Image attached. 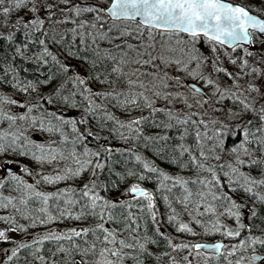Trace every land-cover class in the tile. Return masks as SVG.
Returning a JSON list of instances; mask_svg holds the SVG:
<instances>
[{
  "label": "snow or ice",
  "instance_id": "obj_1",
  "mask_svg": "<svg viewBox=\"0 0 264 264\" xmlns=\"http://www.w3.org/2000/svg\"><path fill=\"white\" fill-rule=\"evenodd\" d=\"M60 4L68 6L72 4V7L69 9L76 18L80 17L82 14H94L93 21L91 23L80 21L79 29H84L86 27H90L96 30V34L91 36L92 43L95 44L97 39L100 41H107L108 43H114L116 40H121L123 43H115V48L120 50L122 48H127L130 51L136 52L137 59L131 61L140 67L144 66H152L154 69H158V71L154 72H141L140 75H151L154 80L159 79L163 84L164 88H167L168 80H174L176 84H180V80L177 77H169L166 69L169 66L175 65L178 70L183 71L188 76L192 77L194 80L203 81L205 86L211 89V96L208 99H213L218 97L215 100V104H220L221 101L231 100L233 105L240 108V112H233L231 108L224 109L213 107V111H226L229 119L233 116H242L244 113L251 112L255 121L247 120L243 121L241 124H236L229 126L226 123H222L219 120L213 119L211 123L213 125H219L220 130L215 131L212 136L207 134L205 131L203 134L200 131L196 132V140H197V149L199 151V158L195 155H192L191 152L187 148H183L181 155L185 152L189 155V163L194 166L198 170H202L210 175L209 178L200 179L199 176L196 180H186L181 177L173 178L172 176L160 171L157 167L150 165L147 162L142 161V158L137 155L135 157L136 161L142 163L143 168L152 174H156L157 178L160 182V188L164 191L171 192L172 188L179 186L183 189L185 193L181 198V203L184 204L185 209H187L188 203L192 202L193 196H199L203 199L206 195L205 192L200 191L199 189L193 193L189 188L188 184L191 183L193 185H200L203 188L208 189L207 195H211L213 200H222L227 201L229 204L228 207V216L229 218H234L237 227L235 229H229L223 233L226 237H239L241 235L242 230L246 228V224L241 222L243 210L248 208V205L245 203H238L231 199L227 194L217 195L216 191L213 189H219L221 187V178L217 175V170L223 172V177L227 178L228 184L231 185L233 183H239L240 180L243 183H240V188L243 189L245 193H252L253 196L260 202L261 205H264V194L259 192H253V186L260 187L264 186V158L261 159H251L248 165L249 169L253 166L259 171L260 177H252L250 174H245L239 171V167L245 164V161L241 159V155L246 157L252 156V151L249 145L255 142L258 145L260 151H264V70H260L257 68L251 69V75L256 77V79L247 82V87L244 89L245 92H248L252 95L251 100L248 99L247 96H244L243 93L238 90L241 88V85L237 83L238 80L242 78V76L236 71H228L225 67L221 66L222 62H219V50L227 45L232 51H235L237 48H241L244 44H252L253 38L257 33L264 34V19L257 18L256 15H250L249 11H246L245 7L242 6H234L231 3H224L223 0H105V2H101V0H96L95 4H89L81 7L79 4L73 3V0H59V3L52 4L48 3L47 0H0V16L4 18V27H8L11 22V17L15 13L17 16V20L13 25L16 27V30L19 31L20 28L24 29V36L26 39L31 40L33 32L29 31L31 27L34 32H40L45 23L47 21H51L52 18L57 14V11L63 13L65 11L64 8L60 7ZM41 10L47 12V16L42 18L40 16ZM21 12H26L30 14L31 18L28 19L25 16H20ZM111 21V24L108 21ZM58 23H76V19H72L71 21L68 19L57 21ZM136 23L137 29H143L148 32L149 39H153V30H158V34L164 35L165 33L169 35L180 36L181 34H187L189 37L188 44L191 46L187 52V60L181 59H171L164 54V51L156 52L155 43L151 44H139L137 47H133L131 43H128L127 38L132 36V32L128 30V28H121V24H129ZM107 26V31H103L104 27ZM251 30V31H250ZM117 32V36H112L111 33ZM73 33V37L77 34L80 36V43L85 44L84 32H79L77 28L71 29ZM14 33L9 34L7 37H3L8 41H12L14 38ZM45 36L48 35L47 32L44 33ZM139 38H143L144 31H139L137 33ZM207 40L211 45V52L214 54L211 57H206L203 53L196 48V44L200 40ZM40 45H45V40L41 39L38 41ZM27 47V45H25ZM163 48V45L161 46ZM139 49H142L140 51ZM97 58L113 62H118L119 65H124L128 63L125 57L128 53L121 52L119 60L116 55L111 54L110 50L104 52V55L101 56V50L97 47L93 49ZM171 51V49H168ZM245 55L247 57H251L254 55L253 52L249 51L247 48H244ZM17 53H20V49L17 48ZM155 53V55L153 54ZM72 54L71 52L69 53ZM45 55H51L52 60L56 61L57 57L52 55L47 47L44 48V52L42 53L41 58ZM225 55H227L225 53ZM261 59L264 60V55L261 56ZM95 61H93V66H95ZM195 63V68H190V65ZM230 63L235 66L239 72H242L243 75H249L247 72H243L245 68L248 67V60L244 59L241 63L238 64L236 59H230ZM60 67L64 72H68L69 68L65 65L61 64ZM139 71V69H137ZM117 74V77L126 76L130 77L131 75H135V73H124L120 66H113L111 68V72ZM51 79V78H50ZM98 79V77H97ZM75 80L79 81V83L83 84L85 81L81 79L79 76L75 77ZM259 81V82H257ZM112 81H101V83ZM125 84L131 89L135 85V81L131 78H128L125 81ZM31 83H29V87H31ZM140 88H146V85L143 83L139 84ZM156 85L153 84L152 88H155ZM152 88H147L146 90L152 91ZM27 89H25L26 91ZM85 91H90L89 89H85ZM189 91L192 92L196 96H200L201 101H196L200 107H203L205 104H208V99H203L204 96H207V92H202L200 88L195 86L189 87ZM56 95H59V91L57 90ZM73 95H76L73 93ZM92 95L99 96L100 93H92ZM107 95H111L110 93ZM121 94H117L115 99H117V103L124 107L126 105L132 104L136 107H139L137 103L138 98H143L145 106L150 109L152 112H160L163 109H157L154 107V102L150 99V97L146 96L144 92L139 93H130L129 95H125L123 100L119 99ZM153 95L156 97H161L162 93L160 91H154ZM171 94H165L163 98L165 100L169 99ZM64 101L67 103L68 98L64 97ZM84 99H88L87 96ZM0 102L9 104V105H18L20 108L27 107V113H31L33 111V107H39V102H37L33 107H29L27 102L18 103V101L8 98H0ZM48 103H52V100L49 99ZM259 104V107L257 105ZM185 105L188 108H192V104H188L187 100H185ZM71 106H75L74 104ZM99 107L98 105H94V103L89 100V107L85 109L86 112H93L95 109ZM169 120H175L179 125H187L191 122L192 125L196 126L197 124L203 125V127L207 130L208 125L204 120H195L192 119L193 116L197 115L196 113H192L191 116L180 119L177 116H174L171 111L166 113ZM50 117L51 119H55L59 122L60 125H72V131L77 133L75 140L73 141V148L69 155L74 160V163L77 165L75 169L68 168L64 171L63 174H58L55 176L51 175H41V180L47 184H55L60 181H67L69 179H75L81 176L82 173L91 172L93 179L89 180L88 183H85L83 187L79 190L65 189L63 191H59L57 193H45L42 191H37L36 187L32 184H27L21 180V177L15 175L11 171L7 173V177L15 181L17 183V188L19 189L21 186L26 190L29 195L25 199H21L20 203L23 205H27L28 201L35 197L40 201L43 205L38 209L40 213H43L46 218H38L40 219L41 225H46L51 223L59 218H63L67 216L68 218L74 219L76 221H82L88 217L94 218L97 222L90 227H82V228H72L70 229V234H58L56 232H49L47 235L43 236L40 239L34 240L33 244L42 245L45 240L56 241L58 244L60 241H69L73 242L75 237H88L91 235L94 237L93 241H89L87 239L84 240L85 246L76 245L73 243V248L77 251V253L81 256L80 264H125V259L127 257V253L124 251L125 249H131L134 247H138L139 250L143 253H147L151 255V253L147 252L146 243H156L155 240H150L146 238L145 243H141L140 240L133 236L132 239L135 240V244L129 243L126 239L121 238L123 232L134 233L140 225L137 223V219L131 211H128L125 215L121 212V216L118 217L115 214V210L117 209H131L132 203L127 199H122V197L127 195H132L134 198L136 196L142 197L147 203L146 208L151 213V219L153 222H156L155 216V204H154V196L151 192L146 191L144 188H141L138 184H133L125 193H121L120 196L116 197L115 201L112 198H106L105 196L100 195L98 189H102L104 191H110L104 182H101L97 175V170H104L106 165L104 163L99 162L101 158H105L111 160L113 155V149L108 147L106 144H98L96 150H92L91 148L84 146V151L82 153L84 159H80L78 154L75 151V145L77 143L83 144L88 137H92L93 139L99 140L104 139L107 140V137H97L90 128L85 129L84 131H80L77 129V122L74 120H66L63 116H58L55 112H48L46 114H42L39 118V125L41 130H46L48 132L59 131L58 126H53L51 124V119L48 120V126L45 128V118ZM105 118L110 121H115L116 124L119 125V128H129L131 131L136 132L138 135L140 130L138 127H133L141 124L142 120H146V117L141 116L140 118H133L127 124L123 123L116 119L110 113L105 114ZM31 120L32 124L37 123L36 117H31L28 114L24 115H16V114H8L7 112L0 110V123L9 122V125L15 124L17 121ZM79 123H86L85 119H81ZM159 127V125H157ZM166 128H172L174 125L171 123L165 125ZM235 129H240L242 131L243 139L236 144L234 147L230 149L229 154L235 157V164L237 166H233V164H217L215 166L207 164L209 159H214L216 161L221 160V156L217 154L216 150L219 148L223 150L224 138L229 135L234 134ZM185 133H187V128H185ZM121 136L124 139H128L125 137L123 133ZM23 137V141L21 142V138ZM183 139V136L181 137ZM214 140L215 143L212 148L208 150L209 154H206L203 150V145L201 140ZM147 139H151L148 137ZM161 140H167L166 136H161ZM31 145V147H29ZM38 149L41 153L37 155L32 149ZM9 149L16 151L20 149V155H27L31 152L33 158L38 162H43L46 157H50L51 160L56 159L57 149L51 148L47 151L43 147V145L35 144L32 141H29L26 136H24L23 132L19 134L10 133V132H2L0 133V153H7ZM63 156V153H60ZM96 161L93 163V161ZM115 163H119L116 161ZM187 165H185L186 167ZM108 171L112 172V166L108 165ZM225 169H228L225 171ZM24 171H28L24 169ZM31 174V173H29ZM115 175L120 176L121 179L125 177L120 173H115ZM136 175L135 173L129 171L127 176ZM236 176V179H233V176ZM138 179L143 181L146 179L145 175H139ZM172 181L171 187L168 186L167 182ZM41 181L38 180L37 183ZM5 184L0 182V189L4 188ZM232 191H236V189H232ZM164 200H168L167 196L163 197ZM3 201H7L4 203ZM52 202L54 205L56 212L58 215L54 216L49 211V202ZM83 201V203H81ZM61 202L63 203V207H61ZM9 204H12L11 198L3 197L0 198V206L7 208ZM79 205L80 211L78 214L73 216L72 209ZM15 207V205H12ZM206 211H214L211 206H208ZM20 211V209H17ZM140 211H144V207L140 208ZM174 211V210H173ZM249 216L254 220L258 218V213L254 208H249ZM191 215V213H189ZM122 217V218H121ZM27 218V217H25ZM196 224H200V220L195 219ZM264 219V218H261ZM0 220H4L5 223H12L11 218L9 217H0ZM169 222L175 220V216L168 217ZM120 225L123 224V230H117L116 228H112L106 225ZM222 225L217 221L212 225V231L219 232ZM11 231L15 232L16 228H11ZM180 232L192 233L193 229L189 227L186 223H180L177 229ZM159 232V228L156 229ZM209 229H205V232H208ZM261 232H264V229H260ZM0 240H8L4 231H0ZM253 247L255 250V245H260L264 247V238L259 236L252 237L249 236L247 240H241L239 246L232 245V251L227 253V256H224V259L227 257H231L235 255L237 247L244 248L245 244ZM98 245L100 247L98 248ZM168 245L173 251H176L178 248L187 249L188 245H173V243L169 240ZM32 244L28 243H20L18 248H13L11 250V254L7 255V250H5V254L7 255V260L4 264H7V261H11L14 257L17 256V252L19 248H32ZM211 247L215 250L218 255H222L220 250L225 247L224 244L217 243L214 245H206V244H195L192 245L194 249H202ZM57 252L65 253L66 255L70 254L71 249H65L63 246H58ZM39 248L36 249V252L33 255L38 259L41 264H47L45 257L39 255ZM53 256L56 253H52ZM91 255L93 259L88 260L84 259ZM167 255V253H166ZM197 255H200L199 251H197ZM131 259H136V257H131ZM247 264H257L256 258L249 256L246 258ZM184 261H187V264H191V260L189 257H183ZM52 264H56L53 260ZM172 264H176L175 258L172 260ZM228 264H233L231 260H228ZM235 264H242V260L238 259L235 261Z\"/></svg>",
  "mask_w": 264,
  "mask_h": 264
},
{
  "label": "rangeland",
  "instance_id": "obj_2",
  "mask_svg": "<svg viewBox=\"0 0 264 264\" xmlns=\"http://www.w3.org/2000/svg\"><path fill=\"white\" fill-rule=\"evenodd\" d=\"M237 1V0H236ZM48 3L56 4L59 3V0H47ZM101 2H105V0H101ZM238 2L248 4L252 8L259 9L260 3L256 0H238ZM7 3V0H6ZM73 3L79 4L81 7L89 5V4H95L96 0H73ZM82 3V4H81ZM61 8H64L65 11L63 13L57 11V14L52 18L51 21H47L43 27V29L38 32L41 35V39L45 40V45L39 46L42 48L40 52V56H42V53L44 52V48L47 47L48 51L59 58L58 63L61 65H65L69 68V72L66 73L63 78L59 81V84H54L52 87H48L45 89L44 86H35L34 84H31L32 86L29 87V83H19L13 84L9 86H5L0 81V98H8L18 101V103H25L27 102V105L29 107H33L37 102H39V107H33V111L31 113H27V107L20 108L18 105H9L0 102V110H3L7 112L8 114H16V115H24L28 114L31 117L37 118V123L32 124L31 120H24V121H17L13 125H9V122L5 121L0 123V133L2 132H10V133H16L19 134L20 132H23L24 136L28 138L29 141L34 142L35 144L43 145L45 150L54 148L57 149V153H54L56 155L55 160H51L50 157H46L45 160L41 163L36 161L31 152L27 155H20V149H17L16 151H13L12 149H9L7 153H0V182L5 184V187L0 189V198L8 197L11 198L12 204L10 206L12 207L14 201L17 200V195L21 194L24 198H27L29 193L26 192L25 189L21 186L19 189H10L6 190L9 187H16L17 183L15 181L10 180L7 177V173L11 171L15 175L21 177V180L27 184H32L36 187L37 191H42L45 193H57L59 191H63L65 189H72L75 188L77 190L81 189L85 183H88L89 180L93 179L91 172L82 173L80 177L75 179H69L67 181H60L55 184H47L41 180V175H51L55 176L58 174H63L64 171L68 168L75 169L77 165L74 163V160L69 155V153L72 151L73 148V141L75 140L77 133H74L72 131V125H60L58 121L55 119H51L50 117L45 118V128L48 126V120L51 119V124L53 126H58L59 131H52L48 132L46 130H41L39 125V118L42 114H46L48 112H54L58 116H63L66 120H74L77 122V129L80 131H84L85 129L90 128L92 132L97 137H108L111 139L110 142H106L104 139H93L92 137H88L87 140L81 143H77L75 145V151L80 157V159H84L82 153L84 151V146L87 145V147L91 148L92 150H96L99 141H102V144H106L108 147L115 148L117 151H127L133 158V161H136L135 157L139 155L142 158V161L149 163L150 165H153L157 167L160 171L172 176L173 178L181 177L183 179L192 181L196 180L199 176L200 179H203L202 177H210V175L206 172H203L202 170L196 169L194 166L190 165L189 161V155L187 152L184 153V155H188L186 157L185 165L186 169L190 167H194L196 173H189V172H183L177 169H169L166 165H164L162 162L163 160H159L158 158V151L157 148L154 149H148V148H137L136 146V140L145 139L152 143L153 146H156V143H163L166 140H161V136H166L167 139L169 138L171 140L170 145V156H167L165 152H162V159H166L168 157H173L172 154H178L181 155V152L183 151V148H187L189 152H193V150L197 151V157L199 158V151L197 149V140H196V132L200 131L202 134L207 131V134L209 136H212L215 131H219L220 127L219 125H213L211 121L213 119L219 120L222 123H226L229 126L241 124L243 121L247 120H253L255 121V117L251 112L244 113L242 116H233L231 119H229L226 111H213V107L221 108L223 107L225 110L228 108H231L233 112L239 113L241 110L239 107H236L233 105V102L231 100L227 101H221L220 104H215V100L218 99V97L213 99H208L203 97V99H208V104H205L203 107H200L198 104H196V101H203L201 100L200 96L194 95L192 92L189 91V87L186 86V82L189 80H194L192 77L188 76L183 71H180L177 69L175 65L169 66L166 71L168 73L169 77H177L180 80V84H176L174 80H168V87L164 88L163 84L159 79L153 78L151 75H140L141 72H154L158 71V69H154L152 66H144L140 67V65H137L135 63H132L131 61L139 58L137 57L136 52L130 51L127 48H122L120 50H117L115 48V43H123L121 40H116L114 43H108L107 41H100L97 39L96 43H92V39L90 36V42L89 47L94 46L93 49L99 48L101 50V56L104 55V52L107 50L111 51V54L116 55L118 60L120 57L121 52H127L128 55L125 57V59L128 61V63H125L124 65H119L118 62L105 61V64H102L100 69L105 70V74H95V68L93 66V62L86 61L80 62V61H69L67 58L62 57L60 58V54L56 52L52 47L48 46L46 41H48V36L57 34L58 36L63 35L67 32L71 33V29H73V26H69V23H58L57 21L68 19H76V23L79 24L80 21H85L88 23H91L93 21V15L94 14H82L80 17L76 18L74 14L69 11V9L72 7V4H69L68 6H65L63 4H60ZM20 16H25L26 18L30 19V14L26 12H21L19 14ZM40 16L42 18H45L47 16V12L41 10ZM17 20V16L14 13L11 17V22L9 23L8 27H4V18L3 16H0V35H6L15 33L16 27L13 25L15 24V21ZM109 24H111V21H108ZM79 32H89L92 33V35L96 34V30L93 29L92 31L90 27H86L84 29H79V27H76ZM121 28H128L132 32V36L128 37V43H131L133 47H137L139 44H151L155 43V49L156 52L164 51V54L175 60V59H181V60H187V52L188 49L191 47L187 42L189 40V37L186 36H175V35H169L165 33L164 35L158 34V31L153 30V39H149L148 32L143 29H137L136 23H129V24H121ZM29 31H34L29 28ZM103 31H107V26L104 27ZM139 31H144L143 38H139L137 33ZM22 34V38H25L24 36V29L20 28L19 31H17ZM47 32L48 35L45 36L44 33ZM112 36H117V32L111 33ZM33 42V41H32ZM163 45V48L161 47ZM204 47L208 49V51H204ZM212 45L204 40L201 43V40L196 44V48L199 49L201 53H203L206 57H211L214 54L211 52ZM244 48H247L249 51L253 52L254 55L251 57H247L244 52ZM93 49H91L93 51ZM168 49H171V51H168ZM142 51V49H139ZM225 53L227 55H225ZM93 54L95 55L94 51ZM155 55V53H153ZM264 55V34H261L257 36L256 39L253 40V44L251 46H245L243 45L241 48H237L235 51H232L231 49H227L225 47L221 48L219 50V62H222L223 67H225L228 71H236L238 72L242 78L237 81L241 85V88L238 90L239 92L243 93L244 96H247L249 100H251L252 95L248 92H245L244 89L247 87V82L252 81L256 79V77L251 75V69L257 68L260 70H264V60L261 59V56ZM31 58V56H28ZM98 59V58H97ZM230 59H236L238 64L242 62V60L247 59L248 60V67L243 70V72L249 73V75H243L242 72H239V70L233 66L230 63ZM101 60V59H100ZM113 66H120L124 73H135V75H131L130 77L126 76H120L117 77V74L111 72V68ZM190 68H195V63L190 65ZM139 69V71H137ZM109 71V73H108ZM79 76L81 79H83L85 82L83 84L79 83V81L75 80V77ZM98 77V79H97ZM131 78L133 81H135V85L129 89V87L125 84V81ZM101 81H112V83L104 82L101 83ZM200 84L203 85V87L206 88V90L209 92L211 96V89L207 88L203 81L196 80ZM259 82V81H257ZM143 83L146 85V88H140L139 84ZM155 84L156 87L152 88V85ZM147 88H152V91L146 90ZM25 89H27L25 91ZM85 89H89L90 91H85ZM59 91V95H56V91ZM37 91H45L46 97H50L51 95H55L59 97L63 103H66L64 101V97L68 98L67 103L68 104H74L75 108L72 110H61L59 109L58 105L52 106L53 108L45 110L44 107L41 105L43 104L40 102V100L43 97V92L38 93ZM154 91H160L162 93L161 97H156L153 95ZM144 92V94L154 102V107L157 109H163V111L160 112H152L150 109H148L145 104L143 98H138L137 103L139 104V107H136L135 105L129 104L124 107L120 106L117 103V99L114 97L117 96V94H121L119 96V99L123 100L125 98V95H129L130 93H139ZM75 93L76 95H73ZM92 93H100L101 95L95 96L92 95ZM111 95H107V94ZM171 94L170 98L165 100L163 96L165 94ZM87 96L88 99H84V97ZM48 100V99H46ZM89 100H91L94 105H98L93 112H86L85 109L89 107ZM185 100H187L188 104H192V108H188L185 105ZM264 103V101H261ZM81 104L83 109H79L78 105ZM51 105V103H50ZM259 107V104L257 105ZM56 108V109H54ZM58 108V109H57ZM168 111H171L174 116L179 117L180 119H185L192 115V113H196L197 115L193 116L192 119H195L197 121L204 120L205 123L208 125L207 130L203 127V125L197 124L196 126L192 125L191 122L187 125H179L176 123L175 120H169L166 113ZM110 113L113 116L116 117L117 120L122 121L123 123L127 124L131 119L133 118H140L141 116L146 117V120H142L140 125L133 126L138 127L140 130L139 135L136 132L131 131L129 128H119V125L115 123V121H110L105 118V114ZM85 119L86 123L79 125V121L81 119ZM100 122L103 124H109L114 125V129L110 130L104 127V125L96 124L95 122ZM96 124V125H93ZM171 123L174 125L172 128H166L165 125ZM93 126H91V125ZM147 125H153L155 128V125H159V127L156 126L158 130L153 131L152 133L147 131ZM185 128H187V133H185ZM105 130V131H102ZM110 131V132H108ZM121 133L125 137H128V139H124L121 136ZM183 136V139L181 138ZM148 137H151V139H147ZM191 137V138H190ZM243 139L242 131L240 129H235L233 135L226 136L224 138V144H223V150L217 149L216 152L218 155L221 156V158L225 157L224 163H221L220 161H216L214 159H209L207 161V164L210 165H217L219 164H227V160L230 159V157L233 158L234 163L233 166H237L235 164V157L230 156L229 152L232 147H234L236 144H238ZM167 140V141H170ZM23 141V137L21 138V142ZM91 141V143H88ZM93 141V142H92ZM93 143L96 144V146H93ZM166 143V142H165ZM201 143L203 145V150L206 154H209L208 150L213 147L215 141L214 140H207L203 139L201 140ZM101 144V143H99ZM183 146V148L181 147ZM31 147V145H29ZM151 147V146H150ZM252 156L246 157L241 155V159L245 161L244 165L238 166L239 171L243 172L245 174H250L252 177L259 178L260 173L259 171L253 166L251 169H249L248 165L250 163L251 159H261L264 158V151H260L258 148V145L253 142L251 145H249ZM150 150L157 151L156 154L151 155L149 153ZM33 152H35L37 155H40L38 149L33 148ZM60 153H63V156L60 155ZM192 155H194L192 153ZM96 161L94 160L93 163ZM141 171H133L131 172L135 173L136 175L130 176L133 180L128 182L120 191L119 193H110V194H104L102 193L101 189H98L100 192V195L105 196L106 198H112L114 201L116 197L120 196L121 193L127 192L129 187L133 185L134 180L138 178L139 175H146V176H157L156 174L148 173L144 168L142 163ZM185 165H182V167H185ZM24 169H27L28 171H24ZM31 173V174H29ZM219 170H217V175L219 176ZM81 177L87 180H79ZM221 178V177H220ZM40 180V183H37V181ZM235 180V179H234ZM227 186L234 189L236 185L240 183H233L231 185L228 184L227 179L225 180ZM223 181H221L222 185ZM168 186L171 187L172 181L167 182ZM6 188V189H5ZM188 188L195 193L198 189L200 191L205 192L206 188H202L200 185H193L191 183L188 184ZM257 188V190H260L263 188V186L260 187H254L253 189ZM6 192L4 194V192ZM181 192L179 194V192ZM172 195L166 194L169 197H172L171 199H176L177 202L181 201V198L185 194L183 192V189L179 186H176L172 188ZM177 193V194H174ZM221 193V192H220ZM154 196V204H155V216H156V222L155 227L159 228V230L165 234H167V237H169V240L173 243V245H188L189 247L187 249L178 248L176 251H173L172 248L171 254L172 259L175 258L176 264H186V262L183 260V257L187 256L189 257L194 263L196 264H220L223 261V264H228V260H231L233 264H235V261L238 259L242 260V264H247V257H249L252 252H258L256 249L253 250L252 246H249L247 243L245 244L244 248L237 247L235 255L231 257H227V259H224V256H227V253L229 251H232V245L239 246V243L241 240H247L249 236L252 237H261L264 238V232H261L260 229H264V221L263 224H258L256 219H252L249 216V208H254L256 210L255 202L250 200L248 202V208H245L243 210L242 220L241 222L245 223L247 226L244 230H242L241 235L239 237H227L231 239V243H228V245L224 248V251L222 255H212V254H204L202 252H199L200 255H197V251H194L192 248L193 243L196 240H199L200 236V226L204 224L203 219L205 217V220L207 218H213L216 221H219L220 225H224L221 227L220 230L224 229L225 232L229 229H235L237 227L235 223V219L231 218V222L228 223L230 220L228 216V207L229 204L227 201L222 200H213L212 196L205 195L203 199H201L199 196H193L192 202H189V206L187 209H185V206L183 203L180 202L178 205H182V208L178 211L170 213L171 216H175V220L170 222L171 227L164 229L162 228L161 223L159 222L161 220V214L158 209V201H157V195L153 191ZM223 194V193H221ZM140 198V199H138ZM134 198L132 195H127L122 197V199H127L132 203L133 209L135 208H146V201L142 197ZM232 200L238 201V198L234 196V199L231 197ZM38 203L42 207L43 205L40 203V201L37 199ZM4 203H7V201H3ZM83 203V201L81 202ZM223 205V206H222ZM211 206L214 211H206L205 209ZM61 207H63V203L61 202ZM76 207V206H75ZM78 207V206H77ZM80 207V206H79ZM50 210L55 209L54 205L52 207H49ZM226 209V210H224ZM145 212H147V217L151 219V213L146 208L144 209ZM51 212V211H50ZM11 212L0 206V217H7L9 215L10 217ZM52 215H54L53 212H51ZM191 213V215L189 214ZM169 215V216H170ZM56 216V215H55ZM200 220V224H196L195 220ZM14 219V218H13ZM16 220V218L14 219ZM62 218H59L48 225L44 226L40 224V220L37 218L35 220H31L27 222V225L24 222H15V226L9 223H5L4 220H0V231H4L6 236L8 237V240H13V246H19L20 243H30L34 240L40 239L43 236L47 235L49 232H56L58 234H70V227L69 224L61 223L59 224ZM152 220V219H151ZM153 221V220H152ZM180 223H186L193 229L192 233H186V232H180L178 231V227ZM212 224V223H211ZM19 225V226H17ZM209 225V224H208ZM107 226V225H106ZM22 228V233L18 234L19 232L16 231L13 232L10 229L11 228ZM86 227V226H83ZM77 228V227H76ZM112 228H114L112 226ZM256 229V233H259L258 235H253L251 232ZM133 233L124 232L122 233V237L124 239H127L126 237H129ZM168 240V241H169ZM3 242H6L5 240H2ZM130 243L129 240H126ZM257 245L254 246V248ZM17 248V247H16ZM135 248V247H134ZM134 248L131 249H125L124 251L127 253V255H130ZM11 249V246L6 248V245L4 246V250H0V264H3L4 261L7 259V255L10 254L9 250ZM5 250H7V255L5 254ZM81 262V261H80ZM78 262V264H80ZM128 262V259L126 257L125 264ZM260 262L257 261V264Z\"/></svg>",
  "mask_w": 264,
  "mask_h": 264
},
{
  "label": "trees",
  "instance_id": "obj_3",
  "mask_svg": "<svg viewBox=\"0 0 264 264\" xmlns=\"http://www.w3.org/2000/svg\"><path fill=\"white\" fill-rule=\"evenodd\" d=\"M256 1L260 3L259 9L252 8L248 4H245V5L257 11L258 13L264 15V0H256ZM69 26H73L74 28H76V27H79V24L69 23ZM90 30L92 31L93 29H90ZM31 32H33L31 40L22 38V34L17 31L14 33L15 35L12 41H8L4 39L3 37H7L6 35H0V81L5 86L10 87V85H13V84L19 85V83L26 82V83L34 84L35 86H44L45 89H47L50 86L52 87L54 84H57V83L59 84V81L63 78V76L69 72V71L64 72L62 70V68L60 67V64L58 63L59 61H61L59 60V58H57L56 61L52 60L51 55H45L43 56V58H41L39 54L42 48L38 44V41L40 40L41 35L38 32H34V31H31ZM88 34L89 32H85L84 34L85 44L80 43L79 34H77L74 38L72 32L71 33L67 32L60 36H58L57 34L49 35L48 41H46V43L48 46L52 47L56 52L60 54L61 59L62 57H65L69 61H80V62L82 61L84 63L86 61H89V62L95 61L96 62L94 66L95 74L96 73L105 74V70L100 69L102 64H105V61L103 62L99 58L97 59L96 55L93 54V51L91 49H93L94 46L91 45V47H89V42L91 40ZM25 45H27V47H25ZM17 48L20 49V53H17ZM70 52L72 53L71 55L69 54ZM28 56H31V58ZM37 92L38 93L43 92L42 94L43 97L40 100V102L43 103L41 105L44 107L45 110L53 108L52 106L54 105H58L59 106L58 108L61 110L65 109L64 111L72 110L75 108V106L74 107L71 106L72 104L63 103V101L55 95L46 97L45 91H37ZM46 99L52 100L51 105L50 103H48V100ZM78 108L83 109L81 104L78 105ZM95 123L104 125V127L107 128V130L114 129V125H109L106 123L103 124L97 121ZM96 124L93 123V125H96ZM79 125H81V123H79ZM156 126L157 125H155V128H154L153 125H147L146 126L147 131L152 133L153 131L158 130ZM102 131H105V130H102ZM167 140H170V139L168 138ZM167 140L164 141L163 143H156L155 144L156 146H153L150 141L145 140V139H140V140H136V146L137 148L142 147L145 149L146 148L148 149L157 148L158 152L150 150L149 153L151 155H154L156 154L155 152H157L159 160H163L162 163L166 165L169 169L171 168V169H177L183 172L196 173L194 167L189 166L187 169L186 167H182V165H185L186 157L188 155L172 154L173 157L162 159L163 157L162 152H165L167 156H170V152L168 151L170 150L171 140L170 141H167ZM110 141L111 139L107 137L106 142H110ZM88 143H91V141H89ZM99 143L102 144V141H99ZM99 143H96V144H99ZM96 144L93 143V146H96ZM112 149L114 151H113L111 160L101 158L99 161L106 165L105 169L97 170V175H98L99 180L101 182H104L105 185L109 189H111L110 191H104V190L101 191L105 195L110 194V193L116 194L122 191L123 187L128 182L133 180L130 176H127V173L129 171L133 170L136 172L138 170L139 171L142 170L140 162L133 161L132 156L127 151H117L115 148H112ZM192 153L195 156L197 155V151L195 150H193ZM230 156L232 155H229V157ZM116 161H119V163H115ZM224 161H226L225 157L224 158L222 157L220 162L224 163ZM228 163H231V164L234 163V160L232 157H230V159L227 160V164ZM108 165L112 166L111 173L108 171V167H107ZM227 170L228 169H225V171ZM115 173H120L125 178L121 179L120 176L115 175ZM218 174L221 177V181H223V183L218 190L213 189V191H216V194L218 196L221 195V193L227 194L233 199H234V196H236L238 198V201L236 202L238 203L248 204L250 200L254 201L255 206H256V211L258 213V218H256L257 220L256 222L258 224H263L264 219H261V218H264V205H261L260 202L255 198V196H253L252 193H245L243 189L240 188L239 184L236 185V187H234L236 191H232L229 186L225 185L226 184L225 180L227 178L223 177V172L219 170ZM202 178L210 179L211 177H202ZM233 179H236L235 175L233 176ZM79 180L83 181L87 179H84L83 177H81ZM134 182L147 185L151 188L152 191L156 193L157 198H158L157 206H159L158 209L161 214V220L159 222L161 223L162 228L163 227L164 229L170 228L171 225L168 220V217L170 213L172 214L173 212L178 211L182 208V205H178L180 204V202H177L176 199L172 200L171 199L172 197H169L167 201L164 200L163 197L167 196L166 194L172 195V192H167L160 188V182L157 176H151V175L146 176V179L143 181L137 178L134 180ZM239 183H243V181L240 180ZM201 187L203 188V186ZM254 187L255 186H253V188ZM10 189H18V188L14 186V187H9L6 190H10ZM207 192H208V189H206L205 193ZM253 192H259L261 194H264V186L260 190H257V188L253 189ZM5 193L6 192H4V194ZM180 193L181 192H179V194ZM174 194H177V193H174ZM21 199H25V198L21 194H19L17 195V200L14 201L13 203L15 207L13 206L11 207L10 204L8 205L7 208L3 207L7 211L9 210L11 212L10 214L12 217H10L9 215H7V217L11 218L12 220L11 224L13 226H15V222H24L27 225V222L31 220H35L37 218H46L43 213H40L38 211V209L41 206L35 197H32V199L28 201L27 205L21 204L20 203ZM52 206H53L52 202L50 201L49 207H52ZM77 206L72 209L73 216L78 214L80 211L79 205ZM17 209H20V211H17ZM49 211L53 212L54 216L58 215V213L56 212V209H52V210L49 209ZM128 211H131L134 214V216L137 219V223L140 225V227L132 235H130L129 237H126L127 238L126 240H129L130 243L135 244V240L132 239V237L135 236L140 240L141 243H145L146 238H149L150 240H155L156 243H150V242L146 243L147 252L151 253V255H148L147 253H143L139 250L138 247H135L133 252L130 255H127L128 262L126 264H172L173 259H172V255H170L171 250L168 245L169 237H167V234L161 232L160 230L159 232H157L156 231L157 227H155V223L149 217H147L148 216L147 212L145 211L141 212L140 208L133 209L132 207L131 209H127V208L117 209L115 210V214L118 217H120L121 212H123L126 215ZM13 218L14 219L16 218V220H14ZM61 221L62 222H60L59 224L61 223L69 224L68 227L70 228L77 227V229L82 228L83 226H86V227L93 226L97 222L92 217H88L82 221H76L74 219L68 218L67 216L63 217ZM203 222L204 224L200 226V236H199L200 239H214V238L224 237L227 239V244L231 243V239L223 235V233L225 232L224 229L220 230L219 232H215L211 230L212 225L217 222L215 219L210 217L205 220V217H204ZM230 222H231V218L228 221V223ZM107 226H110V227L113 226L114 228L120 231H122L124 227L123 224H120V225L113 224V225H107ZM206 228L209 229L208 232H205ZM16 229L19 232L18 234L25 231L22 228H18V227H16ZM256 232H257L256 229H254L251 233L253 235H258L259 233H256ZM85 239L91 242L94 240V237H92L91 235H89L88 237H75L73 242L60 241L59 244L56 241L45 240L42 245H36V244H33V241H32L28 243V244L33 245L32 248H19L17 252V256L14 257L11 261H7V264H41V262L38 259H36V257L33 255V253L36 252L37 248H39L38 254L45 257L47 264H52L53 260L56 262V264H78V262H80L82 258L77 253V251L73 248V243L83 247L85 246L84 245ZM13 242H14L13 240H9L6 242H3L2 240H0V250H4L5 245H6V248L11 246V249L9 250L11 254V250L13 248H16V247L18 248V246H15V247L13 246L14 245ZM58 246H63L65 249H71L70 254L66 255L65 253L57 252ZM99 247L100 245H98V248ZM255 249L262 252V254H264V247L257 245ZM54 252L56 253L55 256L52 255V253ZM131 257H136V259H131ZM84 259L91 260L93 259V257L89 255L88 257H85ZM189 260L191 259L189 258ZM221 260L220 262L222 263L220 264H223V261ZM185 262L187 264V261ZM191 264H196V263H194V261L191 260ZM259 264H264V258L261 260Z\"/></svg>",
  "mask_w": 264,
  "mask_h": 264
},
{
  "label": "water",
  "instance_id": "obj_4",
  "mask_svg": "<svg viewBox=\"0 0 264 264\" xmlns=\"http://www.w3.org/2000/svg\"><path fill=\"white\" fill-rule=\"evenodd\" d=\"M223 2L224 3H231V4H233L234 6H242V7H245V9H246V11H249V14L250 15H256L257 16V18H260V19H264V17L263 16H261L260 14H258V13H256V12H254V11H252V10H250L248 7H246L245 5H243V4H241V3H238V1L237 2H235V1H232V0H223ZM251 31V30H250ZM185 35H187V34H185ZM245 45H249V44H245ZM251 45V44H250ZM225 46H227V45H225ZM228 47V46H227ZM188 86H195V87H197V88H200L201 90H202V92H206V90L203 88V87H201V85H199V84H197V83H195V82H192V81H189L188 82ZM209 96V94L207 95V97ZM140 187L141 188H144L146 191H150V189L147 187V186H142V185H140ZM217 243H221V244H226V241L225 240H223V239H218V240H214V241H196L193 245H195V244H206V245H214V244H217ZM195 250H197V249H195ZM199 250H202V251H204V252H206V253H213V254H217L216 252H215V250L213 249V248H211V247H208V248H202V249H199ZM222 250H223V248L220 250V252H222ZM218 255V254H217ZM251 256L252 257H255L256 258V260L257 261H261V259L264 257V255L263 254H261V253H257V252H253V253H251Z\"/></svg>",
  "mask_w": 264,
  "mask_h": 264
},
{
  "label": "flooded vegetation",
  "instance_id": "obj_5",
  "mask_svg": "<svg viewBox=\"0 0 264 264\" xmlns=\"http://www.w3.org/2000/svg\"><path fill=\"white\" fill-rule=\"evenodd\" d=\"M206 41H207V40H206ZM204 51H205V52L207 51L205 47H204Z\"/></svg>",
  "mask_w": 264,
  "mask_h": 264
}]
</instances>
